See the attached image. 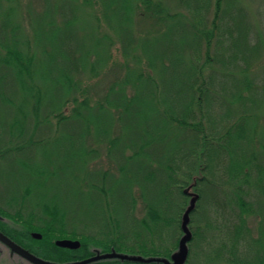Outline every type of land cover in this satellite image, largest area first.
I'll use <instances>...</instances> for the list:
<instances>
[{
  "label": "trees",
  "instance_id": "16d2710c",
  "mask_svg": "<svg viewBox=\"0 0 264 264\" xmlns=\"http://www.w3.org/2000/svg\"><path fill=\"white\" fill-rule=\"evenodd\" d=\"M25 1L0 0V162L51 144L58 159L18 157L27 182L0 195V225L169 263L184 245V264H264V46L244 6ZM51 178L69 201L47 194Z\"/></svg>",
  "mask_w": 264,
  "mask_h": 264
},
{
  "label": "flooded vegetation",
  "instance_id": "af4514ba",
  "mask_svg": "<svg viewBox=\"0 0 264 264\" xmlns=\"http://www.w3.org/2000/svg\"><path fill=\"white\" fill-rule=\"evenodd\" d=\"M27 233L25 226L11 221L0 225V264H123L114 259L119 258L117 254L92 249L85 239L58 238L39 231L29 232L28 237ZM60 240L79 241V244L64 247L58 244Z\"/></svg>",
  "mask_w": 264,
  "mask_h": 264
},
{
  "label": "rangeland",
  "instance_id": "374dc122",
  "mask_svg": "<svg viewBox=\"0 0 264 264\" xmlns=\"http://www.w3.org/2000/svg\"><path fill=\"white\" fill-rule=\"evenodd\" d=\"M26 2L25 0H23ZM236 3L241 4L244 6V9L246 11L245 19L248 24H250L253 27V34H260L261 41L264 46V0H233ZM17 4V2H14ZM60 151L64 152L65 150L63 148L59 149ZM55 151V146L51 144L50 146L43 147L42 145L34 147L31 152L28 153V151L23 154L22 156L16 155V154H9L8 156L11 157L13 161V166H9L8 163L5 161L0 162V195L1 196H12L15 194L14 187L18 184H21L24 180L27 179V169L24 168L19 164L18 157H24L29 162L32 163V165H38V164H46L50 167L52 162L55 163L57 161V156L53 154ZM17 157V158H15ZM47 167V168H50ZM16 173V174H15ZM20 175L23 176L24 179H21ZM37 179V176L32 177L30 181H35ZM27 182V180H26ZM70 184H66L65 187L63 185L59 186L57 184L56 179H48L47 186L49 188L48 195H52V193H57L59 188L62 189V194L64 195V200L69 201V196L66 194L68 190H66V187ZM60 192V191H59ZM230 192V189L227 191V193ZM211 194V193H210ZM211 197V196H210ZM252 201H255V198L251 196ZM33 200H37V198H33ZM71 212L72 216L75 217L77 221L84 220V222L89 223L87 226H92L91 221H87L85 218L88 219V213L85 210H82L78 208L76 205H72L68 207ZM250 216V215H248ZM259 215L254 214L250 216L249 222L250 226L253 228L254 234H255V228L257 227L259 223ZM83 224L77 223V225ZM101 226V225H98ZM205 261H212L209 258H206ZM202 259L201 258H195L192 264H201ZM205 264H213V263H205ZM219 264H225L220 262Z\"/></svg>",
  "mask_w": 264,
  "mask_h": 264
},
{
  "label": "water",
  "instance_id": "95a60500",
  "mask_svg": "<svg viewBox=\"0 0 264 264\" xmlns=\"http://www.w3.org/2000/svg\"><path fill=\"white\" fill-rule=\"evenodd\" d=\"M2 235L0 234V237ZM35 237H40L39 233H34ZM188 240V238H185L183 240V243H185ZM58 244L60 246H64V247H74L77 246L79 244V241H72V240H60L58 241ZM119 258L121 259H125V260H130V261H134V262H144V263H151V262H163L165 264H184L186 261V249L184 247V245L182 246L180 253L176 255V261L174 263H169L166 260L163 259H143V258H139V257H129V256H123V255H117ZM33 259H35L34 257H32ZM36 260V259H35Z\"/></svg>",
  "mask_w": 264,
  "mask_h": 264
}]
</instances>
